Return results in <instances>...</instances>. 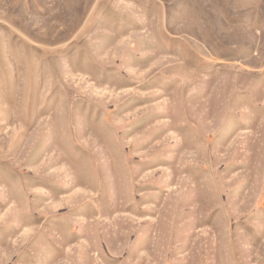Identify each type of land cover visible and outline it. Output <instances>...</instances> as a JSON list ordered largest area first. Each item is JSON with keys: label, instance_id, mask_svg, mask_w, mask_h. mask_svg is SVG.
Listing matches in <instances>:
<instances>
[{"label": "rangeland", "instance_id": "rangeland-1", "mask_svg": "<svg viewBox=\"0 0 264 264\" xmlns=\"http://www.w3.org/2000/svg\"><path fill=\"white\" fill-rule=\"evenodd\" d=\"M0 264H264V0H0Z\"/></svg>", "mask_w": 264, "mask_h": 264}]
</instances>
